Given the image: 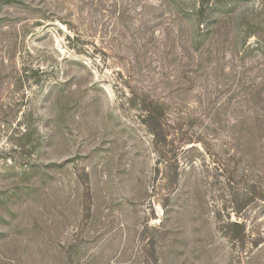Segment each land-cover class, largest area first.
Masks as SVG:
<instances>
[{
	"label": "rangeland",
	"instance_id": "1",
	"mask_svg": "<svg viewBox=\"0 0 264 264\" xmlns=\"http://www.w3.org/2000/svg\"><path fill=\"white\" fill-rule=\"evenodd\" d=\"M262 125L264 0H0V264H264Z\"/></svg>",
	"mask_w": 264,
	"mask_h": 264
},
{
	"label": "trees",
	"instance_id": "2",
	"mask_svg": "<svg viewBox=\"0 0 264 264\" xmlns=\"http://www.w3.org/2000/svg\"><path fill=\"white\" fill-rule=\"evenodd\" d=\"M258 119L261 120L259 116H258ZM261 127H262V128L259 130V132H263V130H264L263 125H262Z\"/></svg>",
	"mask_w": 264,
	"mask_h": 264
}]
</instances>
